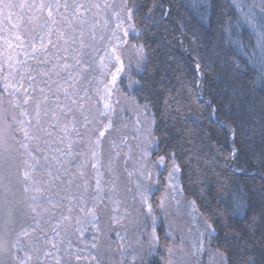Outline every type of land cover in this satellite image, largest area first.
I'll return each mask as SVG.
<instances>
[{"label":"snow or ice","instance_id":"obj_1","mask_svg":"<svg viewBox=\"0 0 264 264\" xmlns=\"http://www.w3.org/2000/svg\"><path fill=\"white\" fill-rule=\"evenodd\" d=\"M233 2L243 11L239 0ZM91 7L98 11L89 18L85 4L78 0H0V16L15 30V40L23 39L22 28L29 32L32 58L38 60L33 67L15 58L12 39L0 36V264H82L85 259L105 264L106 253L95 242L103 235L98 209L105 200L113 202L112 221L121 226L122 219L131 215L125 207V216L118 218L123 201L116 165L123 149L113 138L112 155L105 164L103 142L106 133L118 131L110 98L123 71V61L114 55L116 48L108 49L119 39L121 13L131 21L136 9L128 7V0L119 5L116 0H104ZM252 7L264 13V0L250 6L249 15ZM104 10L112 11L118 21L111 35L107 34L109 20L100 18L106 16ZM152 11V7L147 9L146 23L152 20ZM260 22L264 24V16ZM124 35H128L126 29ZM133 47L138 49L137 62H143V45ZM40 53L44 55L38 58ZM92 53L101 64L113 57L119 64L103 88L93 85L90 78ZM260 63L264 66V43L260 44ZM260 79L264 81V74ZM97 123L103 130L96 129ZM127 139V135L120 136L123 144ZM173 167L178 171L175 163ZM140 198L151 213L147 197L140 193ZM233 202L235 210L244 207L238 197ZM86 225L95 229L91 244L95 253L83 257L73 237H83ZM119 250L121 254L126 251L124 243Z\"/></svg>","mask_w":264,"mask_h":264},{"label":"trees","instance_id":"obj_2","mask_svg":"<svg viewBox=\"0 0 264 264\" xmlns=\"http://www.w3.org/2000/svg\"><path fill=\"white\" fill-rule=\"evenodd\" d=\"M128 6L136 9L130 40L143 45L144 61L127 90L152 115L153 154L164 161L159 186L175 163L183 195L211 224L209 243L226 264H264V66L253 22L259 7L251 18L233 0ZM234 196L242 209L235 210ZM152 198L157 207L158 190ZM157 234L166 247L162 223ZM166 262L163 251L147 260Z\"/></svg>","mask_w":264,"mask_h":264},{"label":"rangeland","instance_id":"obj_3","mask_svg":"<svg viewBox=\"0 0 264 264\" xmlns=\"http://www.w3.org/2000/svg\"><path fill=\"white\" fill-rule=\"evenodd\" d=\"M71 2L72 0H69V3ZM78 2L85 4L88 9L85 14L91 18L93 13L98 11L91 6L96 3L103 4L104 0H78ZM116 3L119 5L121 0H116ZM239 3L243 5L244 11L248 14L252 3L249 0H239ZM104 11L106 16L100 18L101 20L105 18L109 20L107 34L111 35L118 21L113 17L112 11ZM251 12H254L253 7ZM4 15L6 16L7 12ZM249 16L252 18V15ZM261 16H264L261 11L258 14L254 12L253 22L257 26L259 49L260 44L264 43V24L260 22ZM121 17L123 18L122 28L116 32L119 39L113 40L108 49L111 51L114 46L116 48L114 55L120 56L123 61V71L117 76L116 88L110 98V102L113 103V107L116 109L113 120L118 131L106 133L103 147L105 164L112 155L110 141L113 138L123 149L116 165L119 174L117 185L123 201L120 205L118 218L125 216V207L128 208L131 215L122 219L121 224L123 226L114 224L112 217L115 205L113 202L105 200L98 209L100 228L103 235L95 242L98 243L101 251L106 253L105 264H119L121 260L124 264H133V258H135V264H147L151 254H155L157 251L165 253L166 264H226L223 255L218 250L213 249L209 243V236L213 233L211 224L202 217L196 205L183 195L179 170H174V163L168 169L163 185L160 184L159 186V174L164 167V161L161 163V157L153 154L156 141L153 135L152 115L148 108L139 104L127 90L130 89L133 82L131 73L139 65L137 62L138 49L133 47L138 46V44L130 40V36L136 33V29L133 27V21L126 19V13L122 12ZM12 23H16L14 17ZM0 28L5 29V31L0 32V36H9L12 39L15 58L36 67L38 60L32 58V41L29 32L22 28L20 35L23 39L16 41L15 30L11 29V24L3 16H0ZM125 29L128 32L127 36L124 35ZM121 41H124V43H121ZM17 44L20 46L16 47ZM37 46L39 47L38 40ZM43 55V53L38 54V58ZM100 55H103V50ZM96 56V53L91 54L92 69L90 78L93 85L99 83L100 87L103 88V84L111 79V74L116 73L119 64L114 57L112 60H105L104 64H101ZM37 79L39 80V77ZM95 99L94 96L93 101ZM117 100H119L118 105L115 103ZM100 106L102 108V104ZM95 127L97 130H103L100 123H97ZM122 134L128 137L126 144L120 141ZM145 152L148 154L147 156H144ZM125 159H127L126 165L124 164ZM125 167L127 171L124 170ZM128 172L132 173L131 177L128 176ZM136 184H139L140 187L137 188ZM127 187H131L132 192H126ZM157 190L158 199L157 207H155L152 196ZM140 193H143L147 197V202L151 204V213H148L146 205L141 202ZM133 196H135V201L132 199ZM160 223L163 224L168 237L166 247L161 245L158 240L157 228ZM86 229L83 237H73L74 247L82 250L80 255L83 257L95 253V250L91 247L94 242L95 229L90 225H86ZM17 230H19V227H17ZM117 231L120 233L119 236L115 235ZM153 233L156 239H153ZM122 237L123 240H121ZM13 238L14 234L9 237V239ZM120 243H124L126 247L123 254L119 250ZM88 263L90 264V261L87 259L83 261V264Z\"/></svg>","mask_w":264,"mask_h":264}]
</instances>
